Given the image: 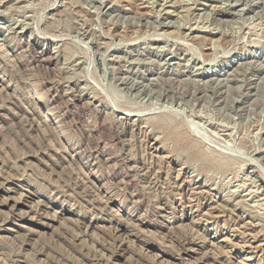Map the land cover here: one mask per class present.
<instances>
[{
  "label": "rangeland",
  "instance_id": "374dc122",
  "mask_svg": "<svg viewBox=\"0 0 264 264\" xmlns=\"http://www.w3.org/2000/svg\"><path fill=\"white\" fill-rule=\"evenodd\" d=\"M0 2V264H264V0Z\"/></svg>",
  "mask_w": 264,
  "mask_h": 264
},
{
  "label": "bare ground",
  "instance_id": "6f19581e",
  "mask_svg": "<svg viewBox=\"0 0 264 264\" xmlns=\"http://www.w3.org/2000/svg\"><path fill=\"white\" fill-rule=\"evenodd\" d=\"M4 0H2V2H3ZM19 1V0H18ZM1 3V2H0ZM171 23V22H170ZM169 26V25H168ZM190 30V29H189ZM200 30V29H199ZM45 57V56H44ZM182 57V56H181ZM184 58V57H183ZM26 203V202H25Z\"/></svg>",
  "mask_w": 264,
  "mask_h": 264
}]
</instances>
